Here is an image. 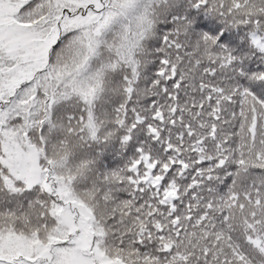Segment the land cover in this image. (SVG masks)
I'll return each instance as SVG.
<instances>
[{
  "label": "snow or ice",
  "instance_id": "snow-or-ice-1",
  "mask_svg": "<svg viewBox=\"0 0 264 264\" xmlns=\"http://www.w3.org/2000/svg\"><path fill=\"white\" fill-rule=\"evenodd\" d=\"M0 264H264V0H0Z\"/></svg>",
  "mask_w": 264,
  "mask_h": 264
}]
</instances>
